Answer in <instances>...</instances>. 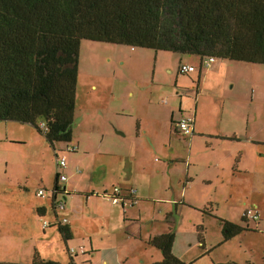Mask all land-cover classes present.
Instances as JSON below:
<instances>
[{"label":"crops","instance_id":"crops-1","mask_svg":"<svg viewBox=\"0 0 264 264\" xmlns=\"http://www.w3.org/2000/svg\"><path fill=\"white\" fill-rule=\"evenodd\" d=\"M113 46L114 60L105 61L104 68L91 72L85 103V97H79L78 79L70 142L77 151L66 157L64 152L59 154L53 149L52 182L47 176L46 145L38 150L40 155L26 156L27 161H33L29 170H2L3 164H9L7 144L24 142V138L14 136L25 128L30 129L29 139L34 143L42 146L45 140L28 124L2 122V142L6 143L0 154V189L9 197L1 199L0 211L3 214V210H14L12 172L23 174L20 190L37 199L26 197V211L31 215H26L30 219L24 220L21 227L27 230L33 224L44 238L32 255L0 259V263H30L35 255L60 264L71 260L75 264L160 263V250L149 241L172 230V253L183 264H196L202 258H209L210 264H222L230 254L222 253L220 246L251 232L243 228L223 241L220 228L214 235L205 222L206 218L219 217L220 221L243 227L244 210L258 211L261 207L264 153L260 146L264 145V127L254 122L255 111L249 108L254 95L249 100L222 93L229 86L230 64L237 68L245 63L217 61L205 69V59L196 62L168 52ZM180 65L193 66L195 70L181 74ZM184 117L192 119L191 136H184L174 126ZM62 155L67 161L63 171L67 179L58 183L57 158ZM56 186L67 194L55 196L56 201H63V211L52 210ZM115 187L126 198H130L129 190H135L137 204L129 205L123 199L113 204L105 195H112ZM40 189L44 190L43 197L37 196ZM232 209L238 211L235 219L229 216ZM219 211L227 214L221 217ZM63 218L67 223L60 226L66 227L67 240L57 224ZM5 219L2 225L16 224ZM42 220L53 228L42 229ZM259 231L263 252L264 218ZM9 235L15 237V228L2 226L0 240L10 241ZM54 240L59 247L53 246ZM256 241L253 251L257 249ZM251 243L247 244L250 248ZM81 246L86 249L84 254H68L69 248ZM193 246L199 248L198 254L188 252ZM260 252L257 259L244 258V264H264V254Z\"/></svg>","mask_w":264,"mask_h":264},{"label":"trees","instance_id":"trees-1","mask_svg":"<svg viewBox=\"0 0 264 264\" xmlns=\"http://www.w3.org/2000/svg\"><path fill=\"white\" fill-rule=\"evenodd\" d=\"M82 40L264 65V0H0V122L28 124L51 146L70 143ZM56 194L67 195L55 187L54 211ZM247 210L243 224L262 225L259 212L248 218ZM222 224L225 241L250 228ZM174 239L171 230L149 241L162 252L154 264H183ZM0 264L60 263L35 255Z\"/></svg>","mask_w":264,"mask_h":264},{"label":"rangeland","instance_id":"rangeland-1","mask_svg":"<svg viewBox=\"0 0 264 264\" xmlns=\"http://www.w3.org/2000/svg\"><path fill=\"white\" fill-rule=\"evenodd\" d=\"M122 47V46H118ZM117 48V47H116ZM115 50V46L112 44H106L101 42H93L88 40H82L80 43V48L78 52V79L79 81V97H85L84 103L87 101L86 95L88 91V87L91 80V72L94 68H104L105 67V61H113L114 60V54H112ZM141 49L137 48V51H140ZM154 52V51H153ZM169 55H174V57H180L182 55L176 54V53H168ZM163 55V54H159ZM179 55V56H178ZM182 58L186 60L191 61H201L199 57L197 56H187L186 58L182 56ZM223 61V60H219ZM234 64H230V70L228 71V77L227 82L229 83L228 88L224 87L222 90V93L224 96L227 97V95H232L233 97L239 96L240 99L243 97L248 98L249 100H253L252 96L254 95V103L253 106H250V109H254L255 111V119L254 122L260 126L264 127V65H257V64H242L238 65L237 68ZM78 82V81H77ZM235 85L234 88H232V85ZM207 98H211V95H207ZM256 125V126H257ZM3 123L0 122V154L2 153V150L4 149V144L2 141L4 140V133H3ZM30 135V129L25 128L23 131H21L19 134L15 135L14 138H24L25 141L22 143H13V144H7L9 147V164L8 166L2 167V170L8 169V171H19L24 172V170H29V166L33 163L32 160L27 161L26 156L28 154L36 156L40 155L38 153V150L43 147V145L47 146V176L50 182L54 179V171H55V165H54V158H53V149H56L59 151V154L63 153V146L65 143H54L53 146L45 139L44 136V143H42V146L39 144L34 143L32 140L29 139ZM10 138L12 136L10 135ZM15 147L12 151L11 149ZM260 150L262 153H264V145L260 146ZM65 156L73 155L72 152L67 153L64 152ZM41 160H43V155H41ZM21 172V173H22ZM18 172L15 173V175L12 172V177L15 184V208L12 211L3 210V214L0 211V228L4 226L8 230L15 228L16 235L11 236L10 241H1L0 240V259L2 260H12L14 258H18L19 256L25 257V255H32L34 253L35 249H40L41 247V240L43 237L42 233L39 231H35L33 224H30L28 229L26 230L25 227H21V224H24V220H28V216L31 215L29 211H26V205H28V202L26 201V197L32 198L34 201H36L37 198H34V195L32 194H25L24 190H20V186L22 187L23 183L21 181H24V175L19 174ZM5 190H7V186L4 187ZM3 188L0 189V202H2L3 197L7 198L9 197V193L3 194L1 192ZM191 194V193H189ZM12 197V195H11ZM2 199V200H1ZM32 200V203H33ZM39 201V199H38ZM3 203V202H2ZM1 205V204H0ZM251 208H248V210ZM252 210V209H251ZM260 218H264V190L261 194V207L258 210ZM15 213V217L12 218V213ZM28 212V213H27ZM229 212L230 218L236 217L238 214L237 209H232ZM223 213L227 214V211H219L218 214L221 216ZM240 213V212H239ZM6 218V222H13L16 221L15 225L8 224L2 225V218ZM222 217V216H221ZM30 219V218H29ZM47 221V220H46ZM40 222V221H39ZM205 222H207L209 226V231L215 235L218 232V228H220V231L223 235L222 229L223 224L221 225L222 220H219V217L215 218H206ZM220 224V225H219ZM249 226L251 229V232L246 233L244 237L235 239L232 242H224L220 247L223 249L222 253H225L226 255L230 254L224 259L225 261L222 264H244L243 260L245 259H257L259 256V252L262 251V236L261 231H259L262 227L261 224H256L255 222L249 221V224L245 225L243 224V227ZM53 228V227H50ZM48 228V229H50ZM47 229V230H48ZM49 232V230L47 231ZM260 232V234H257ZM7 235V234H4ZM220 235V232L218 234V239L222 237ZM24 237V238H22ZM258 240V241H256ZM223 241L224 238H223ZM228 241V240H227ZM254 241L257 244L256 251H253L252 248L254 246ZM9 242V243H8ZM248 242V243H247ZM252 242V243H251ZM251 243L252 247L250 248L247 244ZM53 246L59 247V242H56L54 240ZM82 248L84 251L79 252L78 249ZM79 248H75L77 250V253L84 254L86 252V249L81 246ZM220 248V250H221ZM188 252L191 254H198L199 248L197 246L190 247ZM76 253V254H77ZM161 255L162 252L160 251ZM264 254L263 252H260V254ZM31 259L30 261H32ZM196 264H210L209 258H202L198 263Z\"/></svg>","mask_w":264,"mask_h":264},{"label":"built area","instance_id":"built-area-1","mask_svg":"<svg viewBox=\"0 0 264 264\" xmlns=\"http://www.w3.org/2000/svg\"><path fill=\"white\" fill-rule=\"evenodd\" d=\"M217 61L218 60L214 57H209V58L205 59L204 68L205 69L210 68ZM194 70L195 69L193 66H186V65H180V68H179V72L181 74L193 72ZM174 126H175L176 130L179 131L180 133H182L184 136H191L193 134V127H192V119L191 118H188V117L181 118L174 123ZM38 127L41 130L46 131L45 123L39 122ZM63 147H64L63 152L70 153V152H76L77 151V146L72 145L70 143H65V145ZM66 166H67L66 157L64 155L58 157L57 158V168H58L57 182L58 183H64L67 179L66 175L63 172L66 169ZM60 189H62V188L60 187ZM128 192H129L130 198L122 197L120 189L118 187H115L113 189L112 195H105V196H108L113 204L120 203V199H123L124 201L129 202L128 203L129 205L130 204L131 205L137 204V199L135 198V193H136L135 190H129ZM53 193H54V189H53ZM37 196L43 197L44 196V190L43 189L38 190ZM55 208L58 211H63V209H64L63 201L62 200L55 201ZM245 215L248 218H256L253 210H251V209L247 210ZM66 223H67L66 218H63L61 220H57V224H66ZM49 226H50V222H48L46 220L42 221V229H46ZM78 251L83 252L84 250L82 248H79ZM68 252L72 256V255L77 253V250L75 248H69Z\"/></svg>","mask_w":264,"mask_h":264}]
</instances>
